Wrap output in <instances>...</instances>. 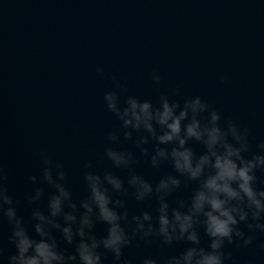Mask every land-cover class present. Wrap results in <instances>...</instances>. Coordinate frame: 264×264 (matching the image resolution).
<instances>
[{
    "label": "water",
    "instance_id": "obj_1",
    "mask_svg": "<svg viewBox=\"0 0 264 264\" xmlns=\"http://www.w3.org/2000/svg\"><path fill=\"white\" fill-rule=\"evenodd\" d=\"M154 70L161 75L159 84L151 80ZM221 73L229 79L219 81ZM109 89H116L121 101L128 94L153 103L161 92L177 100L200 95L221 113V124L231 119L246 125L256 150V141L264 139V0H0V167L26 219L31 206L24 194L32 188L28 176H39L41 150L63 163L74 200L84 193L85 160L92 171L112 168L103 156L105 135L119 132L120 122L104 105L102 94ZM188 143L197 154L203 150L196 141ZM121 146L137 155L133 168L150 181L173 171L167 162L152 168L131 140ZM114 171L126 182L125 170ZM194 183L185 187L182 181L168 197L170 204ZM44 187V197L32 206L44 209L50 191ZM126 200L130 214L155 203L131 195ZM105 227L97 223L94 230L101 235ZM8 232L0 220L5 256L14 251ZM260 240L264 233L249 245H228L225 264H264ZM183 246L174 242L164 252ZM157 252L155 242L124 249L125 256L137 259ZM110 259L108 253L105 264Z\"/></svg>",
    "mask_w": 264,
    "mask_h": 264
},
{
    "label": "clouds",
    "instance_id": "obj_2",
    "mask_svg": "<svg viewBox=\"0 0 264 264\" xmlns=\"http://www.w3.org/2000/svg\"><path fill=\"white\" fill-rule=\"evenodd\" d=\"M96 72L105 75L100 65ZM227 79V73L218 76L221 82ZM151 80L159 84L161 75L154 70ZM102 99L120 122L119 132L105 135L103 156L112 168L92 171L91 161L85 160L84 193L78 200L67 186L63 163L41 150L39 176H28L32 188L24 194L31 206L26 219L18 213L20 201L9 193L0 167V220L9 226L7 240L14 249L6 256L0 249V264H105L108 253L109 264H225L231 256L228 245L246 246L264 233V186H257L264 185V177L257 175L264 174V139L251 150L248 127L231 119L221 124V113L200 95L177 100L161 92L153 103L128 94L121 101L118 91L109 89ZM128 140L152 168L167 162L175 174L164 171L153 182L137 172V155L121 146ZM190 140L203 150L194 152ZM114 169L126 171V182ZM182 181L185 187L195 183L170 204L168 197ZM44 185L50 189L44 209L32 206L44 197ZM129 195L137 202L154 198V206L130 214ZM97 223L106 226L101 235L94 230ZM201 232L206 243H201ZM153 242L155 255H124L130 244ZM174 242L184 246L165 254ZM257 247L264 250V240Z\"/></svg>",
    "mask_w": 264,
    "mask_h": 264
}]
</instances>
